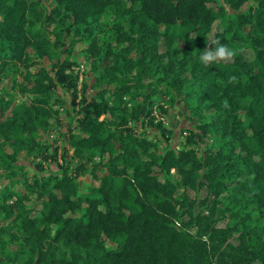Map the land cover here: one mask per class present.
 Instances as JSON below:
<instances>
[{
  "label": "trees",
  "instance_id": "1",
  "mask_svg": "<svg viewBox=\"0 0 264 264\" xmlns=\"http://www.w3.org/2000/svg\"><path fill=\"white\" fill-rule=\"evenodd\" d=\"M41 1L0 0V77L15 71L23 79L22 89L31 82L42 93L56 84L72 88V102L78 105L73 120L80 133L74 152L98 150L107 159L98 185L84 183V192L78 190L75 176L84 175L85 163L60 177L24 178L0 188V214L5 218L11 219L18 208H25L26 216L30 210L20 205L17 184L25 189V198L31 196V205L41 206L39 226L23 217L25 233H10L29 254L14 264H204L207 242L182 219L191 200L174 195V190L187 186H206L212 201L223 206L220 211L239 219L243 264H264V0H55L58 8L48 13L46 23L59 29L55 46L63 52H71L63 37H93L104 19H114V44L103 50L87 48L103 64L96 67H103L93 84L96 95L77 102L76 77L66 71L72 62L40 68L33 78L29 73L33 63L28 49L47 44L37 38L39 29L26 28L28 10H36ZM215 22L219 29L210 44L208 34ZM217 42L227 44L234 54L228 60L203 63L201 53ZM159 80L189 111V125L181 131L188 134L177 143L179 150L169 146L158 151L150 139L127 126L128 120L145 118L153 125L152 91ZM103 81L123 94L133 90L141 96L132 113L119 117L117 136L106 133V121L100 119L110 107L99 87ZM8 111L0 109V117ZM38 112V120L28 118L26 129L22 125L30 109H12L0 121L2 142L40 147L37 136L47 125V111ZM161 124L159 132L170 133ZM3 155L4 167H12L16 152ZM129 168L131 177L126 175ZM53 188L62 190L59 197ZM210 230L225 234L227 228ZM57 246L65 251L58 252Z\"/></svg>",
  "mask_w": 264,
  "mask_h": 264
},
{
  "label": "rangeland",
  "instance_id": "2",
  "mask_svg": "<svg viewBox=\"0 0 264 264\" xmlns=\"http://www.w3.org/2000/svg\"><path fill=\"white\" fill-rule=\"evenodd\" d=\"M56 5L58 4L55 0H42L36 10H28L27 12L29 22L26 28L39 29L40 34L37 35V38L47 40L45 47L42 44L43 48L38 45L35 49L32 47L28 49L30 61L33 63L29 73H31L33 78L35 72L40 68L50 70L53 65L60 62H72L71 67L66 71H70L76 77L77 102L81 97L96 95L97 89L94 88L93 84L103 70V67H96L103 66V64H100L98 56L90 54L87 48L96 46L103 50L104 47L114 44L110 30L114 19H104L99 28L100 30L93 37L75 36L70 38L72 44L69 42V36L63 37L62 40L67 42L65 47L71 49L69 53L63 52L62 48L55 46V36L59 29L54 30V25L46 23L48 13L58 8ZM218 29L219 25L215 22L211 32L208 34L210 44L213 42V33ZM158 46L160 52L165 49L162 38ZM131 55L134 54L131 52ZM245 55L249 59L252 58V53L249 50L245 51ZM228 59L230 57L217 58L216 60ZM22 82V77L15 71H7L0 77V109L3 111L5 109L9 110L4 117H0V121L5 119L12 109L21 105L22 109L29 108L32 112L23 120L25 123L22 125L23 127L30 129L28 118L38 120L40 117L38 109H46L47 114L43 119L47 121V125L46 127H40L38 131L37 138L40 140L41 146L33 149L27 146L13 147L8 142H2V138H0L3 146V148H0V188L9 186L11 183L14 184L16 180L24 178L34 180L36 178L45 179L54 175L60 177L63 171L68 174L79 163H85L86 172L84 175L75 174L78 190L80 192L85 191L84 183H89L93 186L98 185V178L102 174L103 167H105L104 162L107 159V154H102L98 150L87 149L81 150L79 152L80 155L75 154L72 145L79 139L80 133L76 122L73 120V117L78 114V105L72 102L74 95L72 88L56 84L51 92L42 93L38 92L31 82L28 84L26 82L27 86L22 89L20 86ZM99 87L100 90L103 89L102 97L108 101L110 106L108 113L102 115L100 119L104 118L106 121V133L117 136L121 130L118 125L119 117L125 112L132 113L135 102L141 101V96L133 90L123 94L120 89L115 90L113 83H106V81L99 84ZM153 87L152 98L155 101L151 107L152 114L155 117L152 122L153 125L145 118L143 122L138 121L137 123L128 120L127 126L131 127L136 134L150 139L158 151L169 146L179 150L180 146H177V143L184 142L185 135L188 134L186 131H181L183 127L189 125V120L185 118L186 115H189V111L187 112L179 95L169 90V87L164 82L159 80ZM149 92L150 88H146L145 94ZM159 109H162L161 111L164 114H161ZM158 123H162L161 126L170 133L161 134L159 132L161 128L157 126ZM200 147L198 150L199 154L203 151ZM13 150L16 152V156L12 167L5 168L3 163L6 157L3 154L4 152L11 153ZM53 157L55 158L53 159ZM141 159L146 161L147 156L143 153ZM170 173L175 176V169L171 168ZM133 174V168L126 170L127 176L131 177ZM158 177L162 180L161 176L158 175ZM176 177L180 179L177 174ZM15 187L22 191V194L18 196L20 205L28 206L30 210H28L26 216V209L18 208L11 219L5 218L3 213L0 214V264H14V260L21 262L29 257V254L22 250L20 241L15 242L10 236V233L16 236H21L25 233L26 227L23 217L31 220L35 226L40 225L37 220L40 216V203L31 205L29 202L31 196L25 198L23 192L25 189L22 185L17 184ZM51 191L58 197L62 193L60 188H53ZM175 193L186 196L191 200V204L185 210L186 212L183 213L182 219L183 222L190 226V230L195 231L198 229L201 238L207 242V259L204 260V264H243V247L240 244L241 241L237 230L239 229L237 222L239 219L231 218L227 211L221 212L220 210H222L223 206L217 201H212L206 186H201L197 190L189 186L177 188L174 190V195ZM222 199L223 195H220L219 200ZM195 220L200 222L196 225ZM212 226L218 230L227 228V231L225 234H221L222 232L211 233L210 228ZM57 248L58 252L62 253L65 251L62 246H57ZM252 264H258V262L256 261Z\"/></svg>",
  "mask_w": 264,
  "mask_h": 264
},
{
  "label": "clouds",
  "instance_id": "3",
  "mask_svg": "<svg viewBox=\"0 0 264 264\" xmlns=\"http://www.w3.org/2000/svg\"><path fill=\"white\" fill-rule=\"evenodd\" d=\"M233 54V49L227 44L217 42L216 46L206 49L201 53L200 60L207 64L215 61L217 58L231 57Z\"/></svg>",
  "mask_w": 264,
  "mask_h": 264
}]
</instances>
